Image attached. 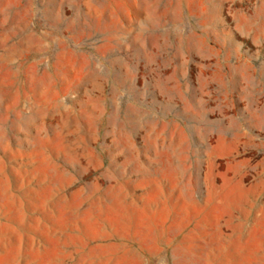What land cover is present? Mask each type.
<instances>
[{
    "label": "rangeland",
    "instance_id": "374dc122",
    "mask_svg": "<svg viewBox=\"0 0 264 264\" xmlns=\"http://www.w3.org/2000/svg\"><path fill=\"white\" fill-rule=\"evenodd\" d=\"M0 264H264V0H0Z\"/></svg>",
    "mask_w": 264,
    "mask_h": 264
}]
</instances>
